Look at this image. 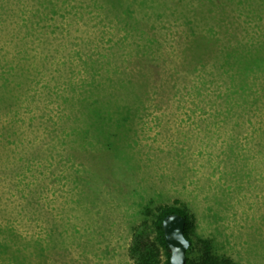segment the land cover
<instances>
[{
	"label": "rangeland",
	"instance_id": "rangeland-1",
	"mask_svg": "<svg viewBox=\"0 0 264 264\" xmlns=\"http://www.w3.org/2000/svg\"><path fill=\"white\" fill-rule=\"evenodd\" d=\"M170 1L157 10L148 7L149 13H169L173 20V25L152 30L166 56L149 52L137 58L124 45L113 50L110 70L129 69L133 75L141 70L144 86L139 91H147L131 136L114 140L116 152L105 147L107 139L102 153L65 149L70 161L59 163V156L50 154L56 118L49 102L57 100L41 96L19 107L26 83L15 93L21 96L16 120H11L14 112L0 116V129L11 127L5 139L0 136V223L9 219L23 237L41 238L46 245L43 264H133L127 247L132 226L142 218L141 206L175 198L195 214L197 236L211 239L216 255L233 264H264V145L259 139L264 123L252 114L229 128L224 118L215 119L209 96L195 99L191 88L202 83L203 74L208 78L211 67L188 71L194 59L180 53L183 14ZM244 20L246 28L252 24L257 30L260 24ZM121 34L106 25L101 45L107 50ZM105 71L103 66L98 75ZM52 85L33 86L34 91L52 92ZM118 93H112L110 103L117 105ZM32 115L36 123L30 126ZM14 134L26 137L24 142H10ZM232 136L238 139L236 151L245 157L234 165L231 153L227 157ZM4 259L0 264H6Z\"/></svg>",
	"mask_w": 264,
	"mask_h": 264
},
{
	"label": "trees",
	"instance_id": "trees-1",
	"mask_svg": "<svg viewBox=\"0 0 264 264\" xmlns=\"http://www.w3.org/2000/svg\"><path fill=\"white\" fill-rule=\"evenodd\" d=\"M163 1L0 0V116L14 112L11 120H16L19 107L26 101L54 97L57 102H49L54 105L56 118L51 125L56 134L50 154L58 155L59 163L70 161L65 149L102 153V141L107 139L105 147L114 150V140L125 134L131 136L133 120L143 110L147 91L146 87L139 91L144 86L141 70L136 75L129 69L110 70L113 50H122L124 45L137 58H145L149 52L153 57L166 56L159 36L152 30L161 24L173 25L171 15L148 11V7L157 10ZM170 2L173 10L180 9L183 14L184 20L178 25L183 38L180 53L194 59L188 71L211 67L208 78L203 74L202 83L192 86L195 99L209 96L215 119L224 118L229 128L240 126L244 116L252 114L264 123V0ZM247 18L260 22L255 25L257 30L252 24L249 29L245 27ZM106 25L122 33L107 50L101 45ZM103 66L106 71L98 75ZM23 83L27 88L20 94L23 97L18 107L21 96L15 93L25 86ZM34 83L55 85L52 92H41L34 91ZM116 91L121 100L114 105L109 98ZM82 99L85 103L81 106ZM73 105L79 107L74 111ZM30 119L32 126L36 116ZM72 120L75 126H71ZM10 128L3 125L0 136L5 139ZM90 131L93 134L88 135ZM14 135L10 142L19 144L26 138ZM261 137L264 145V132ZM230 141L227 157L231 153L232 165L238 159L244 161V155L236 151L237 137L232 136ZM256 147L260 152V141ZM67 174L65 179L70 176ZM140 210L142 218L132 226L127 247L133 264H171L162 227L163 218L171 213L185 218L184 234L191 243L186 264H233L229 258L215 254L211 239L197 236L195 214L179 198L153 205L151 201ZM37 237H23L9 219L0 223V259L5 258L6 264H43L46 245Z\"/></svg>",
	"mask_w": 264,
	"mask_h": 264
},
{
	"label": "water",
	"instance_id": "water-1",
	"mask_svg": "<svg viewBox=\"0 0 264 264\" xmlns=\"http://www.w3.org/2000/svg\"><path fill=\"white\" fill-rule=\"evenodd\" d=\"M162 227L171 252L170 263L186 264V252L191 243L184 234L185 218L178 213L168 214L162 220Z\"/></svg>",
	"mask_w": 264,
	"mask_h": 264
}]
</instances>
